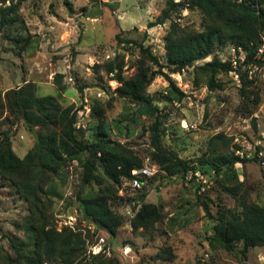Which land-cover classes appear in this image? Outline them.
<instances>
[{
    "label": "rangeland",
    "instance_id": "obj_1",
    "mask_svg": "<svg viewBox=\"0 0 264 264\" xmlns=\"http://www.w3.org/2000/svg\"><path fill=\"white\" fill-rule=\"evenodd\" d=\"M19 1L14 0L20 3V22L0 32L3 96L27 83L35 84L37 96H54L63 108L75 106L77 128L83 131L85 140L94 141L97 132L107 126L112 141L143 158L144 166L156 168L151 177L142 180L141 188H134L127 180L117 185L101 170L96 172L97 181L84 186L85 170L77 160L50 178L45 188L51 195L45 198V204L54 227L58 231L68 227L86 237L87 257L76 264H264V247L251 248L246 258L239 251L213 250L208 239L216 221L206 215L202 206V201L207 200L215 217L219 205L240 211L243 198L264 207V78L254 84L253 92L247 96L223 74L217 76L223 87L209 89L210 75L198 68L215 55L223 57L229 44L182 73L170 74L168 68L163 69L185 94L180 100H167L169 80L162 75L147 90L161 110L163 146L179 158L192 161L207 151L212 137L223 133L230 139V151L248 160L236 165L237 197L223 191L213 174L199 172L203 179L192 172L170 177L150 158L152 133L146 129L152 121L130 100L117 97L121 83L106 73L105 64L121 56L126 79L137 74L140 62L152 66L136 45L119 44L120 35L150 47L166 65L165 38L172 23L202 31V13L186 9L164 25L149 28V23L162 15L168 0ZM19 38H29L30 43L25 45ZM57 74L64 75L65 91L61 92L56 84ZM81 86L82 94L78 91ZM95 107L101 116L94 114ZM5 117L3 129L9 131L13 151L23 159L37 142L32 130L39 136L46 131L31 129L9 113ZM143 191L148 195L142 201L139 195ZM101 192L123 199L112 206L123 222L115 235L97 228L79 210L81 197ZM143 203L160 206L164 219L152 229L135 231L132 219ZM29 213V205L18 189L0 175V264L8 257H16L14 242L26 241ZM98 244L101 245L96 248ZM97 255L103 258H93Z\"/></svg>",
    "mask_w": 264,
    "mask_h": 264
},
{
    "label": "trees",
    "instance_id": "obj_2",
    "mask_svg": "<svg viewBox=\"0 0 264 264\" xmlns=\"http://www.w3.org/2000/svg\"><path fill=\"white\" fill-rule=\"evenodd\" d=\"M0 3L2 32L20 22V3H14V0H0ZM186 9L199 10L204 16L205 26L197 32L181 28L177 22H173L165 38L166 65L161 64L150 47L145 48L143 44L117 35L119 44L136 45L152 66L140 62L137 74L126 79L123 76L124 59L118 55L105 64V70L108 75H113L112 79L121 83L116 90L117 97L130 100L152 121L149 129H146L152 133L153 151L150 158L162 172L170 177L185 176L190 172L194 175L197 172L213 174L223 191L237 197L236 165L248 160L241 159L236 151H230V139L223 133L212 137L207 151L196 160L188 161L168 151L161 141V110L147 90L158 75L167 76L169 87L166 99L180 100L185 97L184 92L163 69L168 68L170 74L182 73L214 55L218 48L226 44L243 46L253 53L264 37V0H168L162 15L156 22H150L148 27L164 25ZM18 41L25 45L30 43L29 38H19ZM198 69L210 75L208 87L211 90L221 89L223 85L217 76H228L231 71L230 65L222 62V57L218 55ZM63 78V74L56 75V84L61 92L66 90L62 85ZM243 83L241 93L247 96L253 92L254 83L247 76L243 77ZM78 91L82 94L84 87H78ZM6 113L16 121H23L31 129L42 128L46 131V134L40 133V140L23 159L13 151L9 131L3 129ZM96 113L102 115L97 107L94 108ZM77 122L75 106L63 108L54 96H37L35 84L27 83L4 96L0 92V175L18 189L27 201L30 212L26 224L28 237L25 242L13 243L16 257H8L4 264H76L82 257H87V241L83 233L74 232L68 227L58 231L51 222L45 204V198L51 195L45 187L50 178L59 174L67 163L80 162L85 170L84 186L98 180V170L113 183L121 185L124 180L131 181L133 172L144 167L143 158L109 138L107 126L97 132L94 141H88L83 138V131L77 128ZM147 195L143 191L139 197L143 201ZM122 201L116 194H89L80 198L79 210L97 228L104 226L115 235L123 222L115 215L112 206ZM202 206L206 215L216 221L214 232L208 239L213 250L239 251L246 258L251 248L264 247L263 206L251 204L243 198L240 211L219 205L217 217L211 213L207 200L202 201ZM163 219L160 206L143 203L132 219V227L135 231L152 229ZM93 258L100 260L103 256Z\"/></svg>",
    "mask_w": 264,
    "mask_h": 264
},
{
    "label": "built area",
    "instance_id": "obj_3",
    "mask_svg": "<svg viewBox=\"0 0 264 264\" xmlns=\"http://www.w3.org/2000/svg\"><path fill=\"white\" fill-rule=\"evenodd\" d=\"M238 1L243 2L246 0ZM222 62L230 65L231 71L228 76L233 81L235 87L240 89L243 88L244 76H247L249 80L257 84L261 78H264V37H262L261 42L253 53L248 52L243 46L229 45L226 54L222 57ZM240 153L241 152L238 151V154ZM155 170L156 168H151L149 165H146L134 171L131 185L134 188H141L143 184L142 180L151 177L155 173ZM195 175L203 179V176H200L199 172ZM101 243H104V240H101ZM100 245L101 244H98L96 248ZM103 246L104 245H102V248Z\"/></svg>",
    "mask_w": 264,
    "mask_h": 264
},
{
    "label": "water",
    "instance_id": "obj_4",
    "mask_svg": "<svg viewBox=\"0 0 264 264\" xmlns=\"http://www.w3.org/2000/svg\"><path fill=\"white\" fill-rule=\"evenodd\" d=\"M32 134L34 135L36 141L38 142L40 140V136L39 134L35 131V130H32ZM92 222V221H91ZM93 223V222H92ZM102 228L106 229L104 226H101ZM107 230V229H106Z\"/></svg>",
    "mask_w": 264,
    "mask_h": 264
}]
</instances>
